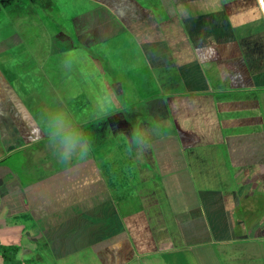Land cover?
Masks as SVG:
<instances>
[{
  "label": "crops",
  "instance_id": "1",
  "mask_svg": "<svg viewBox=\"0 0 264 264\" xmlns=\"http://www.w3.org/2000/svg\"><path fill=\"white\" fill-rule=\"evenodd\" d=\"M84 1L46 60L0 40V245L19 264H264V0ZM57 108L94 141L71 169L41 119ZM153 120L129 153L121 133Z\"/></svg>",
  "mask_w": 264,
  "mask_h": 264
},
{
  "label": "rangeland",
  "instance_id": "2",
  "mask_svg": "<svg viewBox=\"0 0 264 264\" xmlns=\"http://www.w3.org/2000/svg\"><path fill=\"white\" fill-rule=\"evenodd\" d=\"M84 3L82 0H0V40L18 31L25 39V46L17 48L15 52L20 56L27 53L28 56L34 55L37 60H46L49 53L45 54L44 51L49 48V39L54 32L59 35L67 33L69 36L75 34L73 21L80 19L79 12L84 9ZM34 22L38 23L37 26L33 25ZM40 24L43 28L39 27ZM17 25L21 28L18 29ZM34 42L38 45H33ZM48 59L54 60L55 57ZM64 59L66 58L63 57L62 60ZM68 60L70 61H65ZM120 74V78L126 83L129 80L128 74L126 71H121ZM106 76L111 82L117 79L111 72H107ZM136 98L139 101L142 96L136 95ZM135 103L129 95L127 105L132 106ZM161 128L165 129L164 126Z\"/></svg>",
  "mask_w": 264,
  "mask_h": 264
},
{
  "label": "clouds",
  "instance_id": "3",
  "mask_svg": "<svg viewBox=\"0 0 264 264\" xmlns=\"http://www.w3.org/2000/svg\"><path fill=\"white\" fill-rule=\"evenodd\" d=\"M64 66L71 67L68 62ZM117 104L115 92L105 96L97 106V118L107 115ZM41 119L47 133L48 147L62 167L71 169L89 158L93 149V138L75 122L71 112L57 108L52 112L42 113ZM161 127L160 122L153 120L149 122L148 129L133 125L130 136L121 133L129 153L135 152L138 156H143L151 148L152 136L159 135Z\"/></svg>",
  "mask_w": 264,
  "mask_h": 264
},
{
  "label": "trees",
  "instance_id": "4",
  "mask_svg": "<svg viewBox=\"0 0 264 264\" xmlns=\"http://www.w3.org/2000/svg\"><path fill=\"white\" fill-rule=\"evenodd\" d=\"M0 250L2 251L5 264H19L15 258V253L19 250L17 247H5L0 245Z\"/></svg>",
  "mask_w": 264,
  "mask_h": 264
}]
</instances>
